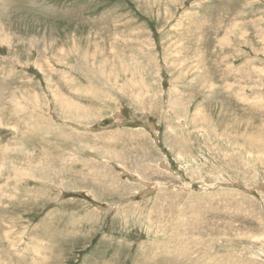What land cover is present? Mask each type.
<instances>
[{
  "label": "rangeland",
  "instance_id": "obj_1",
  "mask_svg": "<svg viewBox=\"0 0 264 264\" xmlns=\"http://www.w3.org/2000/svg\"><path fill=\"white\" fill-rule=\"evenodd\" d=\"M0 264H264V0H0Z\"/></svg>",
  "mask_w": 264,
  "mask_h": 264
},
{
  "label": "bare ground",
  "instance_id": "obj_2",
  "mask_svg": "<svg viewBox=\"0 0 264 264\" xmlns=\"http://www.w3.org/2000/svg\"><path fill=\"white\" fill-rule=\"evenodd\" d=\"M65 75H66V74H65ZM65 75H64V76H65ZM70 97H71V96H70ZM16 100H17V99H16ZM83 105H84V104H83ZM78 106H79V105H78Z\"/></svg>",
  "mask_w": 264,
  "mask_h": 264
}]
</instances>
